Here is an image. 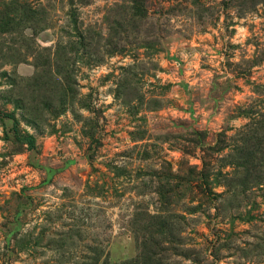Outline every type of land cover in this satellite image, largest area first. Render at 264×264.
Returning a JSON list of instances; mask_svg holds the SVG:
<instances>
[{"label":"rangeland","instance_id":"374dc122","mask_svg":"<svg viewBox=\"0 0 264 264\" xmlns=\"http://www.w3.org/2000/svg\"><path fill=\"white\" fill-rule=\"evenodd\" d=\"M142 253L264 264V0H0V264Z\"/></svg>","mask_w":264,"mask_h":264},{"label":"trees","instance_id":"16d2710c","mask_svg":"<svg viewBox=\"0 0 264 264\" xmlns=\"http://www.w3.org/2000/svg\"><path fill=\"white\" fill-rule=\"evenodd\" d=\"M18 138L21 142L28 145L29 148H32L35 145V140L32 136H22L18 135ZM91 264H99V261L95 258L90 259ZM103 264H108L107 262H104ZM123 264H157L156 259L152 255H148L147 253L140 255L137 259H133L131 261H127Z\"/></svg>","mask_w":264,"mask_h":264}]
</instances>
